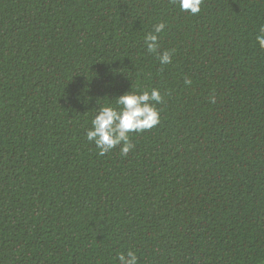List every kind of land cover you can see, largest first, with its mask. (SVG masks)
<instances>
[{
	"label": "trees",
	"instance_id": "1",
	"mask_svg": "<svg viewBox=\"0 0 264 264\" xmlns=\"http://www.w3.org/2000/svg\"><path fill=\"white\" fill-rule=\"evenodd\" d=\"M261 26L264 0H0V264H264ZM153 88L159 123L99 155L98 109Z\"/></svg>",
	"mask_w": 264,
	"mask_h": 264
},
{
	"label": "clouds",
	"instance_id": "2",
	"mask_svg": "<svg viewBox=\"0 0 264 264\" xmlns=\"http://www.w3.org/2000/svg\"><path fill=\"white\" fill-rule=\"evenodd\" d=\"M178 3L181 11H188L196 14L201 9L202 0H173ZM165 28L163 22L157 24L153 32L146 34L144 42L148 52H155L159 47L158 33ZM256 40L261 48H264V26L259 29ZM161 65L170 64L172 55L169 51H164L159 56ZM185 84H191L190 79L185 80ZM161 103L162 97L158 89L153 88L150 92L142 93L127 92L117 97L116 104L122 106L119 110L112 106H101L97 114L91 120V125L86 137L89 142H94L98 148V154L103 156L117 145L120 146L121 154L127 156L134 148L129 133L143 132L151 129L159 123V110L153 103ZM214 102V98H212ZM119 264H138V257L132 250L118 255Z\"/></svg>",
	"mask_w": 264,
	"mask_h": 264
}]
</instances>
